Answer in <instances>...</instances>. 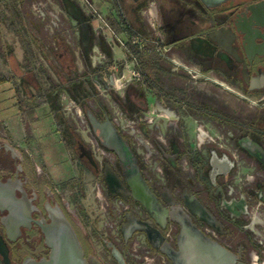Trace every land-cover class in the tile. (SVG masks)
I'll use <instances>...</instances> for the list:
<instances>
[{
  "label": "flooded vegetation",
  "instance_id": "af4514ba",
  "mask_svg": "<svg viewBox=\"0 0 264 264\" xmlns=\"http://www.w3.org/2000/svg\"><path fill=\"white\" fill-rule=\"evenodd\" d=\"M116 1L137 35L132 38L135 45H150L155 59L147 63L149 69L135 59L138 75L123 91L121 107L135 123L138 138L113 122L122 147L113 137L101 136L98 125L110 118L96 110H88L93 124L85 111L88 132L82 133L89 144L94 138L103 153L87 147L76 132L71 152L93 173L94 198L99 189L108 202L127 205L112 217V232L104 226L109 213L100 211L107 215L102 228L114 246L120 244L126 217L124 243L131 239L128 248L134 250L133 242L139 241L137 251L153 255V264H264V0L213 5L203 0ZM144 11L152 14L155 26L149 19L147 24L156 39L139 32L136 20ZM145 70L152 83L144 78ZM146 92L152 97L150 106ZM147 149L151 154L145 161ZM40 175L7 133L0 134V181L14 183L15 196L29 216L15 221L18 232L8 231L2 220L10 212L0 210L5 254L0 251V264L47 257L49 249L36 221L49 222L48 209L54 206L67 213L85 256L95 257L74 211L66 209ZM153 226L164 234L158 235L160 241L149 236L156 233ZM148 241L156 252H149Z\"/></svg>",
  "mask_w": 264,
  "mask_h": 264
},
{
  "label": "rangeland",
  "instance_id": "374dc122",
  "mask_svg": "<svg viewBox=\"0 0 264 264\" xmlns=\"http://www.w3.org/2000/svg\"><path fill=\"white\" fill-rule=\"evenodd\" d=\"M52 1L53 10L58 13L62 19L66 20L70 25H72L70 23L72 15L68 14L64 9L66 3H64L63 0ZM71 1H73L72 3L77 4L79 7H86L83 0ZM91 1L99 9L98 12L102 15V17H104L105 10L103 8L104 5H102V1L101 6L95 3L94 0ZM82 13L85 17L89 16L87 8L86 12L82 10ZM150 13L144 11L143 14H140L139 20H136V23H139L140 34L144 35L148 39L153 40L156 39V36H154V34L151 32L152 30L150 26L147 24V21H149L152 17V14ZM150 21L151 23H153V25L155 24V21H153L152 19ZM72 29L73 37L76 38L75 47H70L63 37L60 38L62 39V41H64L65 45L68 48L73 50L74 55H76L74 63L75 71L77 72L78 76L81 79H84L91 88V92L93 94H96L93 95L92 98L88 97L86 101L83 102V106L81 105V111L83 112V115L85 114V111L88 110H96L97 113L100 114L101 110L99 108L101 107L105 110L110 120L118 118L119 129L122 132L125 131V127L122 126V123H124L128 118L125 117V110H123L121 107L122 101L124 102L123 97H125V92H105L103 88L99 87L96 83L94 84L93 82V78H100L102 82L108 81L107 74L110 70V67L113 64H120L124 59H126L124 49L120 47L116 39H114L113 37L106 40L104 39V35L97 36L91 30V44L85 45L81 51L79 47L78 34H76L77 27L72 25ZM25 32L23 31L18 34L14 31H11L9 30L7 24H4L0 27V39H3L6 45L12 48L21 64H24L25 59L23 54L24 45H30L31 43H33L31 37L34 38L32 35H30V33ZM105 36H107V33ZM118 38L121 40V37L118 36ZM108 43L110 45H108ZM94 44L96 45V49H93ZM102 44L103 49L101 48ZM30 48L32 49L35 56L37 55V57H41L39 54V49L35 47L34 43L30 45ZM107 51L110 53V56H107ZM3 55L4 51L0 49V76L9 78L10 71L8 67L3 63ZM126 62L127 64H129L128 61ZM65 71L61 73L62 75H60V77L59 75H56V72H52L51 75L53 76V78H60L59 83H61L62 81L65 84L68 79H73V74H67ZM132 81H134V79ZM165 81L167 82L168 80ZM52 83L55 84L57 82L53 80ZM46 85L50 84L46 83ZM181 85L184 86V81H181ZM26 89L28 92H30V94L33 93L32 88ZM95 91L97 92L95 93ZM25 92L26 91L23 92L22 90L19 95V99H17V102H19L18 100H21L20 104L22 108V112H20L21 114L18 118L15 116L16 105L13 90L9 85L0 83V118L11 122L4 123V128L11 141V144L15 146L19 151H23L27 155V157H29L34 171L41 172L40 177L42 179H45L52 185L55 192L63 201L66 209L69 208L70 211H74L75 216L73 217L75 219V222L81 229L85 240L90 243V247L93 251V256H95V258L101 264H115L114 260L112 259L110 250L102 241L107 235L105 234V231L101 225V220H103V217L105 216L100 213L98 202L96 198H94L95 177L93 173L89 171L87 167H85V165L79 162L78 157L74 156L71 150H65V148L63 147V142L57 131L55 122L53 121L48 108L37 107L33 102L26 101L24 98L26 96ZM61 93L68 94L66 91ZM145 98V100L147 101V105L150 106L152 104V97L149 93L146 92ZM59 103H62V101L59 100ZM133 110L135 109L132 108L128 110L129 114H132ZM64 115L65 118L70 121L69 123L74 127L76 132L83 139L84 144L87 145V147L92 148L82 131H80V129L77 128L74 122H72L71 115L68 112H65ZM193 125L194 124L192 123V128ZM72 143L73 141L70 142V144ZM134 148L136 149L138 147L134 145ZM80 189H82L84 195L82 198H80L81 206L85 211L88 223H85L86 219L79 213L78 207L74 203V199L77 195H79ZM93 230H95L99 234L100 238L93 235Z\"/></svg>",
  "mask_w": 264,
  "mask_h": 264
},
{
  "label": "crops",
  "instance_id": "0c3cea01",
  "mask_svg": "<svg viewBox=\"0 0 264 264\" xmlns=\"http://www.w3.org/2000/svg\"><path fill=\"white\" fill-rule=\"evenodd\" d=\"M0 1H2V3L6 4V5L12 4L13 7L15 6L16 9H18L21 13L23 12L24 27L27 29V32L30 33V35H32L35 38L34 39L31 37L35 47H37L39 49V54L41 56L39 58L36 55L35 58L38 60L39 63H41V65L43 66V70L45 72L44 77H43L44 87H46V88L55 87L54 89H57V87L59 86V84H60L59 79L60 78H58V79L55 77L53 78V76L51 75L52 72H56V75H59V77H60V75H62L61 73H63V71L66 70L65 72L67 74L72 73L73 77L75 75L78 76L77 72L75 71V63L74 62H75V56L76 55H74L73 50L68 48L65 45L64 41H62V39L58 35L53 34L52 36H50V35L43 33L41 31L39 24L34 22L31 18H29L28 14H25L24 7L27 5L28 0H0ZM101 1H102V5H104L103 8L105 10V14H104L105 17L107 19H111V16L115 15V13H116V10L114 8L112 1L111 0H94V2L97 3L99 6H101ZM63 2L66 3V5L64 6L65 11L68 14L72 15L71 16L72 19L70 20V23L73 26L78 28L76 34H78L79 47L82 51V48L85 45L91 44L90 43V41H91L90 32H91V30L94 32L96 22L93 19H91L89 17H85L83 15L82 10L86 12V7H84V8L79 7L77 4H73L72 3L73 1H71V0H63ZM4 24H7L9 30L18 33L17 31H15L11 28V26L9 25V21L6 20L5 23H0V27L3 26ZM133 25L135 26L136 24L133 23ZM20 33H18V34H20ZM116 34H117V36L121 37V40L124 43H126L127 39L124 35L118 34V33H116ZM33 43H31V44H33ZM101 48L103 49V44L101 45ZM0 49H2L4 51L3 63H4V65H6L8 67V69L10 71V77L9 78H5V77L0 76V79L4 80L3 82H0V83L1 84L4 83V84L9 85L11 87V89L13 90L15 105H16L15 116L19 118V115L21 113L19 111V107L17 104V97H16V93H15V89H14V84L19 85L20 79H21L20 77H24L27 75L25 68H24L27 62L24 59V64H21L18 57H16L15 53L13 52L12 48L10 46L6 45V43L3 39H0ZM93 49H96L95 44L93 45ZM10 50H11V53H10ZM124 52H125V57H126L127 51L125 49H124ZM23 54H24V51H23ZM106 54H107V56L108 55L110 56V53L108 51L106 52ZM24 58H25V56H24ZM40 59H42L43 62ZM53 80H55L57 83H55V84L52 83ZM46 83H48L50 85H46ZM29 89H31V87H29ZM26 101L32 102L31 99L26 100ZM82 106H83V104H82ZM39 107L48 108L50 115L54 121L53 114L51 113V110H50V107L48 104H44V105L39 106ZM99 109L101 110L100 115L106 113L105 110L103 111V109L101 107ZM95 112H97V111H95ZM63 116L65 117L64 113H63ZM66 120H68V119H66ZM6 122L11 123L8 120H4V119L0 118V126L4 129L5 133H6V130L4 128V123H6ZM58 133H59V131H58ZM59 135H60V133H59ZM60 138H61V135H60ZM61 140H62V138H61ZM62 142H63V140H62ZM63 147L65 148V150H67L64 142H63ZM82 193H83V191H82ZM121 223H122V225H121V229H120V238L123 242L121 241L120 244L117 242L115 246L119 249L120 253L126 257V259L128 260V264H142L141 263L142 262L141 257L143 256V254H147V253L129 250V248H128L129 244L128 243L131 241V239L128 243H124V240H123L124 228L122 229V227L127 223L126 217L122 218ZM153 228L156 230V233L152 232L149 236H151V238L155 237L156 240L160 241L158 235H164V234L161 233L159 230H157L154 226H153ZM98 238H100V237H98ZM102 241L105 243V246H107V247H109V244L113 245L111 238L108 237L107 235H106L105 239H103ZM147 245H148L149 252H151V253L156 252V248H154L149 241L147 242ZM128 250H129V253H128Z\"/></svg>",
  "mask_w": 264,
  "mask_h": 264
},
{
  "label": "trees",
  "instance_id": "16d2710c",
  "mask_svg": "<svg viewBox=\"0 0 264 264\" xmlns=\"http://www.w3.org/2000/svg\"><path fill=\"white\" fill-rule=\"evenodd\" d=\"M111 1L114 5L116 13L115 15L111 16V19H108V21L116 33L122 34L126 37V55L129 59L134 57L137 60V63H141V65L149 69L150 67L147 63L154 62V49H152V47L148 44H146L144 48H139L138 45L132 44L131 39L133 37H136L137 35L127 23L124 15L121 13L117 1ZM6 20L9 21V25L11 26V28L18 33L23 31H26L25 33H28L27 29L24 27L23 12L21 13L18 9H16L15 6L13 7L12 4L6 5L3 4L2 1H0V23H5ZM24 56L27 62L24 67L27 75L24 77H20L21 79L19 85L14 84L17 99H19V95L23 90V92L26 91L25 100L31 99L35 106L39 107L44 104H48L51 113L53 114L57 131H59L65 147L68 150L72 151L75 147V141L76 139H78V135L74 127L69 123L70 121L66 120L63 116V112L59 103V95L61 92L66 91L69 96L78 101L80 104H83V102L86 101L88 97H93L94 94L91 92V88L84 79H81L76 75L73 77V79H68L65 84L61 81L57 89H54L55 87L46 88L43 85V77L45 74L43 66L35 58V55L33 54L30 45L28 44L24 45ZM143 76L148 83H152L151 75L148 74L146 70ZM3 81V79H0V82ZM23 87L25 88V90ZM29 87H31L33 90L32 94H30V92H28L26 89H29ZM18 101L19 102H17V104L19 107V111L22 112L20 104L21 100ZM71 141H73L72 144H70ZM83 196L84 195L82 193V189H80L79 195H77L74 199V203L78 207L79 213L86 219L87 217L85 211L82 208L80 202V198H82ZM93 234L97 237H100L95 230H93Z\"/></svg>",
  "mask_w": 264,
  "mask_h": 264
},
{
  "label": "built area",
  "instance_id": "2783aa9c",
  "mask_svg": "<svg viewBox=\"0 0 264 264\" xmlns=\"http://www.w3.org/2000/svg\"><path fill=\"white\" fill-rule=\"evenodd\" d=\"M83 2L88 10L89 16L93 17V19L97 23L94 32L96 34H101V36L104 35V38H106L105 35L107 33L108 37L111 36L114 39H116L120 47L126 50L125 43L118 38V36L112 30V28L107 23L105 18L102 17V15L98 12V10L90 2V0H83ZM24 10H25V14H28L29 18H31L34 22L39 24L41 31H43L45 34L50 36L56 34L61 38L63 37L70 47L72 48L75 47L76 38L73 37V29L66 20L62 19L61 16L53 10L52 0H28V3L24 7ZM132 43L137 44L136 38L132 39ZM108 45L110 44L108 43ZM128 63L129 64H127L126 61L123 60L122 63L120 64H113L110 72L107 74L108 81L102 82L100 78H96V79L93 78L94 84L96 83L99 87L103 88L105 92L108 91L123 92L128 83V80L130 78H135L138 75L137 70L134 66L135 58L132 57ZM96 92L97 91H95V93ZM59 100L62 101V103H60L62 112L64 113L68 112L71 115L72 122H74L77 128L80 129V131L87 133L88 132L87 120L85 115H83V112L81 111L82 104H80L78 101H76L66 93H61L59 95ZM112 122L115 124V126L117 127L119 126L118 118L113 119ZM148 122L149 123L151 122V117L148 118ZM122 124H123L122 126L125 127L126 132H130V131L135 132L134 138L135 139L138 138L137 135L138 131L136 129L135 123L132 120L127 119ZM3 132H4L3 128L0 127V134H3ZM89 139L92 148L96 152L103 153L102 148L98 147L95 139L92 137H90ZM150 154H151L150 149H147L143 152L145 161L149 160ZM95 198L98 202L99 210L102 211L103 213H109L110 217H107L104 220V226L105 228H108L112 232L115 227L112 217L118 216L122 209L127 208V205H123L119 200H116L112 203L108 202L102 196L99 189L96 190ZM139 247H140V242L135 240L133 242L132 248L134 249V251H137ZM154 259H155L154 256L150 254H143L142 256V260L145 264H153Z\"/></svg>",
  "mask_w": 264,
  "mask_h": 264
},
{
  "label": "water",
  "instance_id": "95a60500",
  "mask_svg": "<svg viewBox=\"0 0 264 264\" xmlns=\"http://www.w3.org/2000/svg\"><path fill=\"white\" fill-rule=\"evenodd\" d=\"M203 1L209 5H213L220 3L222 0ZM86 113L88 118L92 119L90 121L93 124V122H95V120H93V115L89 111ZM98 126L101 136L113 137L115 139H113V143L115 145L119 144V146L122 147L112 121L107 120L104 124H99ZM115 182L119 185L116 179ZM111 186L110 184V190L112 189ZM2 209H7L10 212V216L2 220V223L8 231H10L9 228H15L18 232L15 221L19 222L29 217L28 211H26L24 207V202L15 196L13 182L7 181L3 183L0 181V210ZM48 218L49 222H45L43 219L41 221H36L43 233L44 242L49 249L47 257H42L40 259L26 258L23 264H101L95 257L90 258L85 256L83 246L77 233L61 208L58 206L49 208ZM127 239L128 237L125 238V241H127ZM109 247L111 248L110 253L113 259L118 264H126L120 251L112 244H109ZM0 251L5 255L1 242ZM4 261L5 264H7V261Z\"/></svg>",
  "mask_w": 264,
  "mask_h": 264
},
{
  "label": "bare ground",
  "instance_id": "6f19581e",
  "mask_svg": "<svg viewBox=\"0 0 264 264\" xmlns=\"http://www.w3.org/2000/svg\"><path fill=\"white\" fill-rule=\"evenodd\" d=\"M203 210V209H202Z\"/></svg>",
  "mask_w": 264,
  "mask_h": 264
}]
</instances>
